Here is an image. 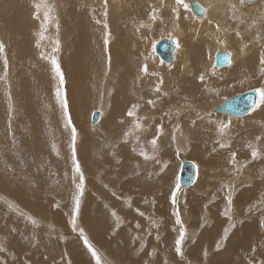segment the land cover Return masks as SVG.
Segmentation results:
<instances>
[{
  "label": "rangeland",
  "instance_id": "374dc122",
  "mask_svg": "<svg viewBox=\"0 0 264 264\" xmlns=\"http://www.w3.org/2000/svg\"><path fill=\"white\" fill-rule=\"evenodd\" d=\"M239 1L205 23L189 0H0V264H96L85 238L102 264H264V0ZM163 37L182 49L171 63L154 52ZM221 47L235 62L213 71ZM234 66L240 86L222 88ZM253 88L251 115L203 112ZM184 160L200 177L186 189Z\"/></svg>",
  "mask_w": 264,
  "mask_h": 264
},
{
  "label": "water",
  "instance_id": "95a60500",
  "mask_svg": "<svg viewBox=\"0 0 264 264\" xmlns=\"http://www.w3.org/2000/svg\"><path fill=\"white\" fill-rule=\"evenodd\" d=\"M253 1V0H247ZM193 13L204 16L205 7L197 0H190ZM178 50L176 41L170 37L159 39L154 45V52L159 59L166 63L175 60ZM231 63V52L228 49L217 51L214 57V64L218 68H223ZM260 99L259 91L255 88L232 95L220 103L214 111L230 117H243L250 114L258 105ZM255 102V103H254ZM101 119V112L96 110L92 113L91 123L96 124ZM199 167L192 160H184L181 163L179 172V184L184 188L192 186L198 179Z\"/></svg>",
  "mask_w": 264,
  "mask_h": 264
},
{
  "label": "bare ground",
  "instance_id": "6f19581e",
  "mask_svg": "<svg viewBox=\"0 0 264 264\" xmlns=\"http://www.w3.org/2000/svg\"><path fill=\"white\" fill-rule=\"evenodd\" d=\"M197 1H199L200 3H202V5L205 7V15L204 16H199V15H195V13H193V11H191L192 13H193V17L195 18V20L197 19L198 21H203V20H205L206 18H207V16L209 17V16H212L213 17V15H216L217 13H219V9H220V2L218 3V1H216V0H211V1H209V0H206L207 2H205V1H203V0H197ZM216 1V2H215ZM232 2V1H231ZM240 2V1H239ZM233 3V2H232ZM258 0H256V2L255 3H248V2H244L243 4L244 5H246V7H251V9H253L254 10V8H258ZM260 3V2H259ZM235 4V3H234ZM238 5H240V4H238ZM189 6H190V9H191V5H190V0H189ZM224 6V5H223ZM241 6V5H240ZM235 8H236V5H235ZM239 8V7H238ZM241 8V7H240ZM239 8V9H240ZM181 9V8H180ZM243 9V8H242ZM192 10V9H191ZM225 10V9H224ZM236 10V9H235ZM264 10V9H263ZM239 11H241V10H239ZM255 11H257V10H255ZM258 11H260V9L258 10ZM184 12V11H183ZM244 12V11H243ZM251 12H252V10H251ZM254 12V11H253ZM242 13V12H241ZM192 15V14H191ZM219 15V14H218ZM220 15H221V13H220ZM240 15V14H239ZM244 16L243 17H245V16H249V13L247 12V11H245L244 12V14H243ZM257 15V14H256ZM188 17V16H187ZM253 17V16H252ZM190 18H191V16H190ZM220 18H221V16H220ZM219 17H216V20H219L220 19ZM250 18V17H249ZM214 19V18H213ZM239 19V18H238ZM156 21V20H155ZM180 21V20H179ZM255 21V20H254ZM150 22H151V20H150ZM154 22V21H153ZM221 22H223V20H221ZM205 23H206V20H205ZM217 23V22H216ZM155 24V23H154ZM144 25V24H143ZM172 27H171V30H172V32L174 31L175 33L177 32V34H175V35H183L182 33V31H181V29H180V24H178V22L175 20V21H173L172 22ZM208 25H210V24H208ZM223 25V24H222ZM153 26V25H152ZM235 26V25H234ZM140 27V26H139ZM152 28V27H151ZM199 29H200V27H199ZM202 29V28H201ZM213 29V28H212ZM228 29V28H227ZM241 29V28H240ZM233 30V29H232ZM243 30V29H242ZM199 31H201V30H199ZM225 31V30H224ZM223 31V32H224ZM157 32V31H156ZM171 32V33H172ZM213 32V31H212ZM237 32V31H236ZM206 33V32H205ZM212 34V33H211ZM237 34H239V33H237ZM174 35V34H173ZM179 35L177 36V37H179ZM240 35H241V33H240ZM213 36V35H212ZM216 35H214L213 36V38L215 37ZM107 37V36H106ZM173 37V36H172ZM176 37V38H177ZM240 37V36H239ZM180 38V37H179ZM196 38V37H195ZM109 39V38H108ZM183 39V38H182ZM215 39V38H214ZM219 39V38H218ZM215 41H216V39H215ZM218 43V42H217ZM217 45H219V43L217 44ZM249 45V44H248ZM260 47V46H259ZM247 48V47H246ZM227 49V48H226ZM146 50V49H145ZM221 50H224V49H222V47H221V49H218L217 51H221ZM217 51H215V53L217 52ZM230 51V50H229ZM182 52V49H179L178 48V51H177V56H181V55H179L180 53ZM231 52V63H230V65H228L227 67H229V66H233V64H234V62H235V53L233 52V50L232 51H230ZM215 53H214V57H215ZM183 56H184V54H182ZM182 56V57H183ZM257 56V55H256ZM181 57V58H182ZM185 57V56H184ZM241 57V56H240ZM178 60V59H177ZM182 60V59H181ZM188 60V59H187ZM236 60H237V58H236ZM180 61V60H179ZM182 62V61H181ZM186 61H184L183 60V63H185ZM175 63V62H174ZM182 63V64H183ZM186 63H188V62H186ZM213 64V71L215 70V69H218V67H216L215 66V64H214V62L212 63ZM184 65V64H183ZM182 65V66H183ZM182 66H181V68H182ZM236 66H234L233 68H235ZM247 67H249V66H246L244 69L245 70H248V69H246ZM176 68V67H175ZM183 68H186L185 66H183ZM223 68H226V67H223ZM223 68H220V69H223ZM233 68H231V69H229L228 70V72L230 73L231 72V74H232V72L233 71H235V73H236V76H234V77H232V78H228L226 81H225V83H226V85H224V84H221L222 85V88H228V87H230V86H234V84L236 85L237 83H238V85H239V81L241 80V78H237L238 77V75H239V67H236L235 69H233ZM174 69V68H173ZM233 69V70H232ZM252 69V68H251ZM177 70H178V68H177ZM171 71H172V69H171ZM176 71V70H175ZM179 71H180V69H179ZM242 71V70H241ZM178 72V71H177ZM257 72V71H256ZM129 73L134 77H136L138 74H137V72L136 71H133V70H130L129 71ZM244 73V72H243ZM249 73H251V70L249 71ZM152 74V73H151ZM166 74H167V76H168V78H169V81L170 80H174L175 79V73L173 74V73H171L170 72V70H168V72H166ZM109 75V74H108ZM177 75V74H176ZM149 77H151V75L149 76ZM130 79H131V77H129ZM152 78V77H151ZM105 79V78H104ZM80 80V79H79ZM147 80H149V79H147ZM146 80V81H147ZM152 80V79H151ZM105 82H104V85L106 84V82H107V78L104 80ZM150 81V80H149ZM182 81V80H181ZM179 82V81H178ZM143 83H144V81H143ZM146 83H149L148 81L146 82ZM180 83V82H179ZM242 83V82H241ZM80 84H82V83H80ZM77 85H79V84H77ZM144 85H145V83H144ZM215 85H217V83H215ZM146 86V85H145ZM149 86H151V85H149ZM163 86H164V84H163ZM194 86V85H193ZM240 86V85H239ZM86 87V86H85ZM152 87V86H151ZM194 88V87H193ZM220 88V84L218 83V89ZM103 89V88H102ZM109 88L108 87H106V88H104L103 90H108ZM209 90V89H208ZM173 91V90H172ZM207 90H202L201 92H200V90L199 91H197L198 93L200 92V98L202 99V98H209V100H210V97H212L211 96V94L212 93H210L209 95H207L208 94V92H206ZM221 91H222V89H221ZM194 92H196V91H194ZM193 92V93H194ZM183 94V93H182ZM184 95V94H183ZM187 95V94H186ZM178 97V96H177ZM178 99H180V98H178ZM85 100V99H84ZM104 100V99H103ZM105 101V100H104ZM126 101H128V100H126ZM131 101V100H130ZM182 101V100H181ZM200 101V100H199ZM225 101V100H224ZM85 102H87V101H85ZM106 102V101H105ZM223 102V101H222ZM222 102H217V103H215L214 105H212V106H209V109L210 110H203V112H209V111H214V109L220 104V103H222ZM125 103V102H124ZM128 103V102H127ZM133 104H135V103H133ZM104 105V104H103ZM102 105V106H103ZM125 106H126V104H125ZM136 106V105H135ZM136 109V108H135ZM137 109H138V107H137ZM105 110V109H104ZM139 110V109H138ZM215 112V111H214ZM253 112V111H252ZM259 112V111H258ZM184 113V112H183ZM216 113V112H215ZM219 114H222V113H219ZM258 114V113H257ZM153 115V114H152ZM217 115V114H216ZM222 115H225V114H222ZM251 115V114H250ZM156 116V115H155ZM226 116H228V115H226ZM128 117H129V115H128ZM230 117V116H229ZM231 118V117H230ZM233 118V117H232ZM239 118V117H238ZM241 118V117H240ZM104 119V118H103ZM172 120V119H171ZM92 124V123H91ZM100 124V123H99ZM172 124V123H171ZM93 125H96V124H93ZM92 125V126H93ZM184 126V125H183ZM97 127H99V126H97ZM185 127V126H184ZM148 129V128H147ZM166 129V128H165ZM225 129H226V127H225ZM183 134V132H179L178 133V136L176 137V138H179L180 140L179 141H177L176 143H177V145H179V143H180V146L182 147L184 144H187L186 143V141H188V140H186V138L185 137H180L181 135ZM187 134V133H186ZM80 138V137H79ZM110 139V138H109ZM205 143H202V145H204ZM162 145V144H161ZM200 146V145H199ZM184 147V146H183ZM197 149V148H196ZM233 149V148H232ZM211 150V149H210ZM152 152V151H151ZM150 152V153H151ZM194 152H196L195 150H194ZM193 152V153H194ZM211 152V151H210ZM212 152H213V150H212ZM232 152V151H231ZM58 153V152H57ZM221 153V152H220ZM152 154V153H151ZM157 154V153H156ZM192 154V153H191ZM225 154V153H224ZM223 154V155H224ZM229 154V153H228ZM193 155H195V154H193ZM226 156H227V154H225ZM197 157H198V155H196ZM217 156V155H216ZM200 157V156H199ZM213 157H215V156H213ZM196 158V157H195ZM224 158V157H223ZM217 159H218V157H217ZM79 162V161H78ZM146 163V162H145ZM17 172V171H16ZM82 172V171H81ZM80 173V172H79ZM81 174V173H80ZM237 174V173H236ZM169 177V176H168ZM83 178V177H82ZM199 179H200V177H198ZM99 179V178H98ZM198 179V180H199ZM143 181V180H142ZM146 182H147V180H145ZM167 182H169V181H167ZM148 185V184H147ZM207 185V184H206ZM142 186V185H141ZM182 186V185H181ZM197 186V185H196ZM167 187V186H166ZM144 188V187H143ZM183 189H186V188H184V187H182ZM189 188V187H188ZM40 189H41V187H40ZM141 189V188H140ZM43 191V190H42ZM182 191H184V190H182ZM181 191V192H182ZM163 193V192H162ZM185 193V192H184ZM204 194V193H203ZM43 195V194H42ZM183 196V195H182ZM130 197V196H129ZM128 198V197H127ZM197 198V197H196ZM125 200H127V199H125ZM131 201V200H130ZM147 202H148V200H147ZM108 203V202H107ZM206 203V202H205ZM126 204V203H125ZM128 205V204H127ZM109 207H110V205H109ZM113 212H115L114 210H112ZM116 214H118L117 212H115ZM226 213V212H225ZM115 214V215H116ZM92 216V215H91ZM119 216V215H118ZM120 217V216H119ZM131 217H132V215H131ZM92 218V217H91ZM116 218L118 219V220H122V219H120V218H118L117 216H116ZM137 218V217H136ZM181 218V217H180ZM94 219V218H93ZM124 219V218H123ZM132 219H133V217H132ZM206 220V219H205ZM94 221H95V219H94ZM93 222V221H92ZM91 222V223H92ZM90 222H89V225H91L92 226V224H91ZM94 223H96V222H94ZM93 223V224H94ZM136 225V224H135ZM90 226V227H91ZM94 226H95V224H94ZM96 226H97V223H96ZM109 226V225H108ZM136 226H138V225H136ZM94 228V227H93ZM92 229V228H91ZM99 229V228H98ZM97 228L95 229V230H98ZM102 231V230H101ZM196 231V230H195ZM96 232V231H95ZM191 232V231H190ZM123 234H124V232H123ZM93 235V234H92ZM146 236V235H145ZM246 236V235H245ZM65 237V236H64ZM124 237V236H123ZM118 238V237H117ZM122 238V237H121ZM120 238V239H121ZM143 238H145V237H143ZM119 239V238H118ZM120 239H119V241H120ZM123 239H125V237L123 238ZM142 241H143V239H142ZM242 241H244V243H245V240L243 239ZM107 242V241H106ZM109 242V241H108ZM116 242H118V241H116ZM121 243L123 242V240H121L120 241ZM241 241H238V244L240 243ZM247 242V241H246ZM254 242V241H253ZM124 243V242H123ZM123 243H122V245H123ZM172 243V242H171ZM109 244V243H108ZM120 244V243H119ZM129 244H131V245H133V243H129ZM235 244V243H234ZM113 245V244H112ZM118 244H116V246H117ZM247 245V244H246ZM254 245V244H253ZM119 246V245H118ZM134 246V245H133ZM133 246H132V248H133ZM0 247H1V245H0ZM102 247V246H101ZM123 246H121V248H122ZM125 247H126V245H125ZM234 247V246H233ZM239 247V246H238ZM245 247H247V246H245ZM252 247V246H251ZM99 248V247H98ZM131 248V249H132ZM248 248V247H247ZM2 249V248H1ZM100 249V248H99ZM99 249H98V251H99ZM126 249H128L127 247H126ZM239 249V248H238ZM233 250V249H232ZM114 251V250H113ZM121 251H122V249H121ZM124 251V250H123ZM235 251V250H234ZM100 252V251H99ZM98 252V253H99ZM117 252V251H116ZM129 252H130V250H129ZM101 254H102V251H101ZM124 254V253H123ZM103 255H105V252H104V254ZM103 255H101L102 256V258H103V261H106V260H108V258H105ZM119 255V254H118ZM100 256V257H101ZM107 257V256H106ZM129 257V256H128ZM136 261V260H135ZM108 262H109V260H108Z\"/></svg>",
  "mask_w": 264,
  "mask_h": 264
},
{
  "label": "snow or ice",
  "instance_id": "6c2138e0",
  "mask_svg": "<svg viewBox=\"0 0 264 264\" xmlns=\"http://www.w3.org/2000/svg\"><path fill=\"white\" fill-rule=\"evenodd\" d=\"M244 2H245V0H240L241 4H243ZM36 7L39 8L40 5H37ZM45 8L47 9V11H45V18L46 19H50L51 18L50 13L53 10L52 6H49V5L45 4ZM57 27H58V25H57ZM57 43H58V41H57ZM4 49H5V45L3 44V42H0V53L4 52ZM52 63H53V65H55L56 71L59 73L60 72V68H59L58 62L55 59H53ZM5 65H7V58L6 57H5ZM201 79H203V77H201ZM61 82H63L62 75H61ZM261 95H264V91L261 92ZM65 107H66V104H65ZM129 115L131 116V115H133V113L129 112ZM69 122H70V117H69ZM221 131H223V129H221ZM72 136H73V155H75V138H76V129H75V127H73V129H72ZM152 144H153V146H155V141H152ZM141 154L144 155L145 158H150V157H148L147 153H145V152H142ZM257 155H258L257 151L253 150L252 156L255 158ZM76 170H77V172L80 171V167H79L78 163H77V166H76ZM80 188H81V195H82L83 194V185H80ZM173 202L175 203V200ZM229 203H231V199H229ZM76 204H77V212H78L79 204H80L79 197H77ZM178 215H179V213L177 212V216ZM177 222L181 223V221H179V220ZM33 223H35V221H33ZM73 224H75V221H73ZM82 231L83 230L81 229V232ZM185 238H186V231L182 230L180 232L179 238L176 240V251L180 255H183V253H182V245H183V242H184ZM84 243L88 246L89 250L91 251L92 256L96 259V264H102L100 255L98 254L97 250L92 247V245L89 243L87 238H85Z\"/></svg>",
  "mask_w": 264,
  "mask_h": 264
}]
</instances>
